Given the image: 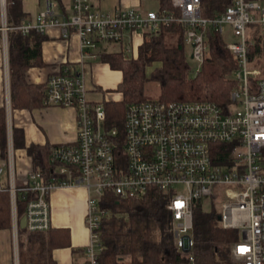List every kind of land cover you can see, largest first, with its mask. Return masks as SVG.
I'll list each match as a JSON object with an SVG mask.
<instances>
[{"label": "built area", "instance_id": "1", "mask_svg": "<svg viewBox=\"0 0 264 264\" xmlns=\"http://www.w3.org/2000/svg\"><path fill=\"white\" fill-rule=\"evenodd\" d=\"M70 1L72 14L68 19L54 16V2L44 0L46 9L34 21L8 28L4 18L0 29L5 49L8 30L22 35L32 31L44 34L46 29L57 27L63 39H67L71 28L80 40V70L69 66L52 70L42 98L44 107L74 111L77 137L71 144L51 148L48 156L55 168L54 180L45 182L41 173L33 170L19 187L22 192L36 194L24 212L27 231L44 232L51 228L47 198L51 190L82 186L87 193L86 264H99L103 252L101 222L109 215V209L102 206L104 194L136 200L149 189H156L168 193L166 210L175 254L172 262L159 264H196L191 254L194 242L189 234L193 205L206 199L217 202L219 227L237 234L229 250L230 264H264V169L260 163L264 150V72L248 59L247 50L251 44L247 40L248 26H259V33L264 36V9L258 2L231 0L232 4L221 14L203 19L198 10L200 0H170L176 16L164 10L141 12L136 8L107 13L94 10L89 0ZM172 23L185 28L184 50H188L189 58L198 67L194 75L206 55V28L218 35L227 28L236 39L226 45L236 64L230 75L234 87L229 92V104L225 109L207 101L149 100L126 105L123 162L118 163L112 143L117 131L106 129L103 104L86 98L84 61H96L104 51L102 46L107 44L118 45L125 58L134 59L136 36L142 42L160 27ZM10 142L9 139L6 160H0V192L4 191L1 179L7 176L17 234L18 188L13 185ZM220 145L227 146V152L217 150ZM17 254L15 241L13 264H19ZM118 264L129 263L120 260Z\"/></svg>", "mask_w": 264, "mask_h": 264}, {"label": "trees", "instance_id": "2", "mask_svg": "<svg viewBox=\"0 0 264 264\" xmlns=\"http://www.w3.org/2000/svg\"><path fill=\"white\" fill-rule=\"evenodd\" d=\"M61 4L62 0H50ZM158 10L175 11L170 0H156ZM260 2V0H243ZM22 0H6V23L8 28L18 27L29 21L22 9ZM231 0H200L199 13L203 19H212L230 6ZM252 26L256 27L251 32ZM184 27L169 24L160 27L153 36L145 37L137 48L134 59L125 58L121 51L102 52L101 61L109 65L112 71H118L121 81L116 91L121 98L119 102L102 103L106 114V128L116 129L117 135L112 138L113 153L118 163L123 162L121 145L123 138V113L126 105L151 100L144 96L147 82L155 83L159 90L157 101L160 102H198L207 101L225 109L229 104V92L234 84L230 79L236 64L226 48L220 35L211 28L204 32L206 55L199 71L193 79L189 78L183 46ZM247 40L250 42L248 59L262 68L264 72V36L260 27L248 26ZM46 39L44 34L32 31L22 35L19 31L8 30L7 53L9 73V101L11 111H31L43 106L42 86L28 84L27 71L41 66V43ZM1 41V33H0ZM151 68L147 75L146 69ZM152 101V100H151ZM7 111L0 106V160H6ZM13 149H23L29 156L34 171L41 173L45 182L54 180V165L50 164V145L25 146L23 132L12 127ZM228 147L220 145L217 150L226 151ZM220 162V160H219ZM261 166L264 169V150L261 152ZM3 185V184H2ZM0 192V231L11 227L10 194L7 186ZM35 193L16 191V217L19 264H57L54 251L68 247V231L50 228L44 232L30 233L20 230L19 220L25 215L27 204L34 200ZM168 193L149 189L140 199L122 200L110 194H104L102 206L109 209V215L101 222V242L103 252L99 264H118L125 260L129 264H159L175 260L173 239L170 233V216L166 210ZM201 201L194 203L192 222L195 227L192 256L196 264H230L229 250L237 240L232 230H222L213 224L217 214L206 213ZM86 264V263H85Z\"/></svg>", "mask_w": 264, "mask_h": 264}, {"label": "crops", "instance_id": "3", "mask_svg": "<svg viewBox=\"0 0 264 264\" xmlns=\"http://www.w3.org/2000/svg\"><path fill=\"white\" fill-rule=\"evenodd\" d=\"M70 1V0H69ZM68 0H62L61 4L54 3V16L62 20L68 19L72 14L71 1L69 7L67 6ZM158 9L157 1L154 0ZM43 2L45 11L46 4L44 0H22V9L29 21H34L39 15L36 11V4ZM93 9L100 12H111L114 9L124 8H141V12H148L152 10H143L140 6L139 0H89ZM156 9V10H157ZM37 15V16H36ZM69 37L63 39L61 29L51 27L46 29L44 35L46 39L41 43V66L31 68L27 71L28 84L42 86V95L44 85L47 79L53 74L52 70L59 67H73L81 66V51L78 36L74 30L68 28ZM136 53L137 47L140 45L141 40L136 36ZM108 45V44H107ZM107 45H103V52L108 51ZM114 45V44H109ZM105 48V49H104ZM109 52V51H108ZM136 57V55H135ZM95 61V60H94ZM97 61V60H96ZM95 61V62H96ZM93 61H84L83 69L86 64H92ZM104 64V63H103ZM106 69L109 65L104 64ZM82 69V70H83ZM103 69V68H101ZM112 71V70H111ZM118 75L117 84L121 81V75L118 71H113ZM0 70V106L5 105L7 115L10 117L11 128L20 129L23 132L25 146L38 145V146H60L71 144L77 137L76 116L73 110L62 107H41L31 111H11L9 89L8 94L4 92L1 81ZM115 90H107L111 93H116V97H107L104 89L95 86L96 92L102 93V100L99 103L119 102L120 95ZM88 90V89H87ZM89 99V98H88ZM7 101L9 104H7ZM90 102L96 101L89 99ZM9 106V109H8ZM10 112H9V111ZM10 128V129H11ZM12 131V129H11ZM14 154V184L16 188L21 187V184L27 179L29 173L33 171L31 159L26 157L25 151L13 149ZM1 183L7 186V176H3ZM87 193L82 186H71L65 188H54L47 196L50 207V226L52 229H63L68 231L69 243L68 247L55 250L54 259L57 264H71V257L74 250H84L88 243V231L85 226V213L87 208ZM14 223V222H13ZM14 231L9 234L8 231H0V264H13L15 253V242L13 241ZM11 239V240H10ZM12 242V246H11ZM77 248V249H76ZM64 256H69L70 260L64 262ZM68 259V258H67Z\"/></svg>", "mask_w": 264, "mask_h": 264}, {"label": "rangeland", "instance_id": "4", "mask_svg": "<svg viewBox=\"0 0 264 264\" xmlns=\"http://www.w3.org/2000/svg\"><path fill=\"white\" fill-rule=\"evenodd\" d=\"M69 1V0H68ZM6 0H0V29L2 28V23L4 22V18L6 20L7 16V12H6ZM140 6L143 8V10H152L155 11L157 9L156 3L154 0H139ZM259 6H261L264 9V0H260ZM70 5V1L67 3V6L69 7ZM36 11L39 14L41 11L44 10V6H43V2H41L39 5L36 4ZM139 9V8H136ZM141 9V8H140ZM251 32H255L256 27L252 26V30H250ZM260 31V30H259ZM1 33V37H2V32ZM7 37V36H6ZM220 37L222 38L223 42L226 45L232 44L236 41V39L231 35V33L229 32V30L227 28H225L224 32L220 35ZM137 39V38H135ZM2 44V39L0 41V70H1V81H2V88L4 89V92L8 94V89H9V73H8V53H7V49L3 48ZM135 44H136V40H135ZM105 49V48H104ZM109 52H117L119 51V46L118 45H107V49ZM185 56H186V62L189 68V72H188V76L189 78L194 77V73L197 70V64H195L190 58H189V53L188 50L185 49ZM103 68V69H101ZM75 70H80V66H75ZM84 74H85V84H86V88L88 89V95L86 98L92 99L96 102H100L102 100V93L100 92H96L95 90V86L101 87L102 89H106L105 91L111 89V90H115L116 87V82L118 80V75L111 71L110 69H106L105 65L103 64V62L101 61V58H98L97 61L94 63L90 64H86L84 67ZM151 72V68L146 69V74L148 75ZM105 95L107 97H111L114 98L116 97V93H111L110 91L106 92ZM144 96H146L147 98H150L151 100L157 99L159 96V90L158 87L155 83L152 82H147L145 84V88H144ZM9 109V106H8ZM10 110V109H9ZM8 110V111H9ZM7 111V110H6ZM10 112V111H9ZM8 114V113H7ZM6 114V115H7ZM9 128H11L10 125V117L9 115H7V132H8V136H7V141L9 142V139L12 142V131L11 134L9 133ZM107 130L112 129L111 127H107ZM10 135V136H9ZM7 142V143H8ZM10 142V143H11ZM9 144V143H8ZM12 144V143H11ZM13 148V145H12ZM14 156V154H13ZM12 156V157H13ZM176 189H179V187H177ZM10 199V198H9ZM205 201V202H204ZM217 202H214L213 199L211 201L209 200H203L201 203V206L203 207L204 212L206 213H214L217 214L218 212V208H217ZM10 211L9 213H11V228L8 230H2V231H8V233H12L14 231L15 233V228L14 223H13V206L11 203V199H10ZM213 224L216 226H219V222L217 220L213 221ZM191 235V237L193 238V235L195 234V227L194 224L192 222V228L191 231L189 233ZM13 238L15 240L16 238V247H17V251H18V237L17 234L15 233L13 235ZM11 240V239H10ZM13 240V241H14ZM14 241V242H15ZM11 246H12V242H11ZM77 249V248H76ZM64 262H67L68 260H70L69 256H64ZM68 258V259H67ZM71 264H85L86 263V254L84 250H74L71 260H70Z\"/></svg>", "mask_w": 264, "mask_h": 264}, {"label": "water", "instance_id": "5", "mask_svg": "<svg viewBox=\"0 0 264 264\" xmlns=\"http://www.w3.org/2000/svg\"><path fill=\"white\" fill-rule=\"evenodd\" d=\"M7 104H9V102L7 101ZM219 218V216H216V220H219L218 219ZM18 227H19V229L20 230H24V229H26V217L25 216H23L20 220H19V222H18Z\"/></svg>", "mask_w": 264, "mask_h": 264}]
</instances>
